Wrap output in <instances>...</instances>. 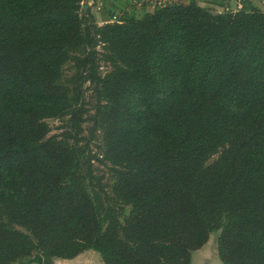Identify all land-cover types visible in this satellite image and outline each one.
Here are the masks:
<instances>
[{
    "label": "trees",
    "instance_id": "1",
    "mask_svg": "<svg viewBox=\"0 0 264 264\" xmlns=\"http://www.w3.org/2000/svg\"><path fill=\"white\" fill-rule=\"evenodd\" d=\"M80 1L0 0V264H191L215 231L222 264H264V13L185 0L98 26ZM86 120L111 182L79 144Z\"/></svg>",
    "mask_w": 264,
    "mask_h": 264
},
{
    "label": "rangeland",
    "instance_id": "2",
    "mask_svg": "<svg viewBox=\"0 0 264 264\" xmlns=\"http://www.w3.org/2000/svg\"><path fill=\"white\" fill-rule=\"evenodd\" d=\"M257 11L264 13V0H249ZM174 2H185V0H81L79 2V16H82L84 22L87 24L94 22L98 26H102L106 23H113L117 20L133 18L141 19L144 14L152 12V9L156 3L161 5H167ZM205 9L215 11L216 4H207ZM230 6V7H229ZM240 0H234L228 7H217L219 11L224 12H236L240 9ZM216 12V11H215ZM221 13V12H220ZM101 45V44H100ZM97 49L100 51L101 46ZM108 66L104 62H100L99 72L103 75ZM64 79L68 80L72 74V68L70 64L64 66ZM84 103L85 109L88 115H95L97 104L96 96L93 93V86L91 84H84ZM49 132L48 135H55L60 133L63 128V122L58 118L46 119ZM99 122V120H98ZM146 122L138 124V129L135 131H145ZM82 132L80 137L82 141L79 144L86 145V154L90 157L92 168L97 176H101L103 181L111 182V168L110 164L104 160L103 155L105 153V146H102V135L104 127H100L99 123L86 120L82 123ZM15 228L22 230L19 226ZM218 231L211 232L209 234L207 242L198 250L191 253V264H222L216 250V238ZM9 264H103L98 252L87 249L78 253L76 256L70 259L60 257H45L39 251H34L30 256L20 257L17 260Z\"/></svg>",
    "mask_w": 264,
    "mask_h": 264
},
{
    "label": "crops",
    "instance_id": "3",
    "mask_svg": "<svg viewBox=\"0 0 264 264\" xmlns=\"http://www.w3.org/2000/svg\"><path fill=\"white\" fill-rule=\"evenodd\" d=\"M128 1V0H127ZM196 4H198L199 6L201 7H207L206 5L207 4H212L214 3V5L216 4L217 7H228V5H231L232 2H234V0H195ZM217 7H214L216 8V12H222V11H219V9H217ZM230 7V6H229Z\"/></svg>",
    "mask_w": 264,
    "mask_h": 264
},
{
    "label": "water",
    "instance_id": "4",
    "mask_svg": "<svg viewBox=\"0 0 264 264\" xmlns=\"http://www.w3.org/2000/svg\"><path fill=\"white\" fill-rule=\"evenodd\" d=\"M210 12H215V11L210 10Z\"/></svg>",
    "mask_w": 264,
    "mask_h": 264
}]
</instances>
